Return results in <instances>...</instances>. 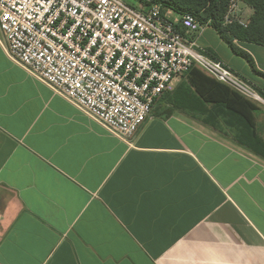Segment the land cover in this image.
Segmentation results:
<instances>
[{
  "label": "crops",
  "instance_id": "crops-1",
  "mask_svg": "<svg viewBox=\"0 0 264 264\" xmlns=\"http://www.w3.org/2000/svg\"><path fill=\"white\" fill-rule=\"evenodd\" d=\"M234 43L253 63L199 35L263 96L264 45ZM211 79L176 77L129 142L13 60L0 28V264H264V156Z\"/></svg>",
  "mask_w": 264,
  "mask_h": 264
},
{
  "label": "built area",
  "instance_id": "built-area-1",
  "mask_svg": "<svg viewBox=\"0 0 264 264\" xmlns=\"http://www.w3.org/2000/svg\"><path fill=\"white\" fill-rule=\"evenodd\" d=\"M241 5L230 1L224 25L248 26ZM208 27L161 4L144 10L125 0H0L9 56L129 142L173 80L193 67L264 102L253 84L199 44Z\"/></svg>",
  "mask_w": 264,
  "mask_h": 264
},
{
  "label": "trees",
  "instance_id": "trees-1",
  "mask_svg": "<svg viewBox=\"0 0 264 264\" xmlns=\"http://www.w3.org/2000/svg\"><path fill=\"white\" fill-rule=\"evenodd\" d=\"M129 5L139 7L144 10L154 4H161L163 11L174 10L178 14L193 13L203 23L211 22L213 27L236 52L244 55L248 61L253 63L251 57L241 51L234 43L237 39L243 42H250L264 45V0H245L254 8V14L247 27L240 24H223L224 16L227 12L231 0H125ZM189 79L200 89L199 80L201 78L211 79L204 75L197 67H193L188 72ZM216 89V96L212 97L214 102L223 105L222 109L231 110L240 114L244 118L246 133L240 142L252 148L255 152L264 156V142L256 131L254 110L258 107L250 100L246 99L237 91L211 79ZM258 145V146H257Z\"/></svg>",
  "mask_w": 264,
  "mask_h": 264
},
{
  "label": "rangeland",
  "instance_id": "rangeland-1",
  "mask_svg": "<svg viewBox=\"0 0 264 264\" xmlns=\"http://www.w3.org/2000/svg\"><path fill=\"white\" fill-rule=\"evenodd\" d=\"M241 6L244 10V16L249 18V22L252 19V15L254 14V8L252 5H250L248 2L245 0H241ZM264 98V95L262 96ZM261 107L264 109V102L257 101Z\"/></svg>",
  "mask_w": 264,
  "mask_h": 264
}]
</instances>
